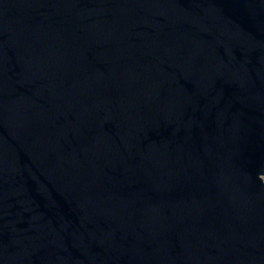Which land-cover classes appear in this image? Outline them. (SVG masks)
Returning a JSON list of instances; mask_svg holds the SVG:
<instances>
[{"label": "water", "instance_id": "water-1", "mask_svg": "<svg viewBox=\"0 0 264 264\" xmlns=\"http://www.w3.org/2000/svg\"><path fill=\"white\" fill-rule=\"evenodd\" d=\"M0 264H264V0H0Z\"/></svg>", "mask_w": 264, "mask_h": 264}]
</instances>
